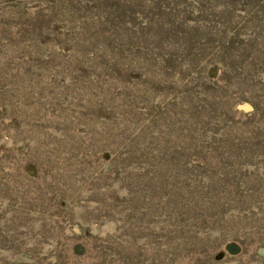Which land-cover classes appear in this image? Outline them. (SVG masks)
Returning <instances> with one entry per match:
<instances>
[{"label":"rangeland","instance_id":"rangeland-1","mask_svg":"<svg viewBox=\"0 0 264 264\" xmlns=\"http://www.w3.org/2000/svg\"><path fill=\"white\" fill-rule=\"evenodd\" d=\"M0 264H264V0H0Z\"/></svg>","mask_w":264,"mask_h":264}]
</instances>
